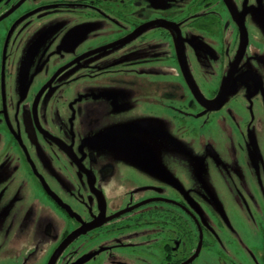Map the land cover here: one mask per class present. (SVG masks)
<instances>
[{"label":"flooded vegetation","instance_id":"obj_1","mask_svg":"<svg viewBox=\"0 0 264 264\" xmlns=\"http://www.w3.org/2000/svg\"><path fill=\"white\" fill-rule=\"evenodd\" d=\"M239 13L238 0H0V202L15 207H0V264H264V229L233 231L231 203L194 188L144 120L162 110L184 153L195 128L199 141L248 126L229 82L250 83V105L237 44L264 45ZM67 19L87 24L77 38Z\"/></svg>","mask_w":264,"mask_h":264},{"label":"rangeland","instance_id":"obj_2","mask_svg":"<svg viewBox=\"0 0 264 264\" xmlns=\"http://www.w3.org/2000/svg\"><path fill=\"white\" fill-rule=\"evenodd\" d=\"M238 2L239 6H241V13H239V15L246 16L247 21L250 19L252 27L256 30V32H254L255 38L259 39L261 46L264 45V0H238ZM66 22V24H63V36L65 38H77L80 33V28L85 29L87 25L76 19L71 23L67 19ZM79 23L82 27H80ZM245 32L247 36V29ZM200 40L203 46H205V40H203V38H200ZM75 43H79V40ZM247 43L248 42L240 41L237 44V49H239L237 55L239 59L242 54H247L248 70H253L256 73L254 76L257 86L256 90L251 89L248 91L247 96L250 105H246L247 101H245L242 92V86H248L250 83L246 82V80H243L244 83L240 81L238 84L231 82L232 80L229 82V89H233L232 93L237 100L233 108L236 109V112H243L244 110L249 114L250 121L247 127H245L243 123L241 124L239 120H237L239 128L234 126L232 129L222 123V126H220L222 128L221 130L210 128L211 131L201 135V140L199 141H197L199 136L195 128L191 135L192 143L188 144L186 147L182 146V148L186 150L184 153V151L177 146L178 144L175 145L172 141L169 142V140H175L176 136L172 134L171 125L167 122L166 118L162 117L164 113L158 106L154 108L157 112L160 110V116L158 112V116L154 118L148 117L147 121L144 119L147 124H150L151 132L153 130L154 133H157L160 139L158 142L161 140L163 141L165 150L160 147L156 149H158V151H166L167 156L165 157L172 158L177 167L190 165L188 178L186 180H191L194 188H198L201 185L205 186L206 183L209 185L214 184L215 191L218 192L221 199L227 203H231L230 206L233 208L231 214L234 218L228 219L229 222L227 221V223L233 226V228H231L233 231H236L237 228L239 230L264 229V201L262 199L264 198V51L257 48L255 49V47H253L254 49L251 47L247 49ZM254 54L258 55L259 58L261 57V60L254 59ZM190 58L191 57L187 59ZM231 61V64H234L235 61L233 58ZM226 82L227 78L223 81V88L227 85ZM138 84L140 85V83ZM141 90L142 88L139 87L138 92ZM219 94L220 93L212 100H209L210 102H207V104L210 106L222 104V96ZM220 108H223V106L219 107L217 110ZM139 109V112H143L144 110L148 112L150 110L146 106H139ZM101 122L100 120L98 125H100ZM144 126L146 125L141 127ZM145 130L149 131L150 129L147 128ZM147 138L152 145L156 143L153 137L148 135ZM236 172L239 174L236 175ZM5 183H8V181ZM5 183L3 184L0 175V189L11 187L9 183L8 185ZM246 191H249L253 197H255V193L257 192V198L261 199L259 200L261 205L260 214H258V209L252 206L254 203L248 199ZM3 198L4 200L11 199L10 192L5 191ZM0 207L4 210L7 208L15 209L12 203L7 201L0 202ZM225 207L228 211V207L226 205ZM36 212L38 223L42 220L48 222L47 220L49 217L45 215L43 209H37ZM50 215H52V219L50 220L52 222L54 221L55 230L57 231L55 234L59 236L61 227L67 223H63L64 221H60L59 219L57 220L51 211L48 216ZM40 232V229H38L37 240L41 253L43 254L46 250V244L42 240ZM106 256L109 257V259L114 258L112 254Z\"/></svg>","mask_w":264,"mask_h":264}]
</instances>
